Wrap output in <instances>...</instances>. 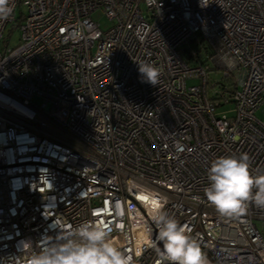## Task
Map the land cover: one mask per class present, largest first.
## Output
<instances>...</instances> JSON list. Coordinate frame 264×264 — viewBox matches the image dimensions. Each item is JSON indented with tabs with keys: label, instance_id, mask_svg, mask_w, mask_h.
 I'll use <instances>...</instances> for the list:
<instances>
[{
	"label": "built area",
	"instance_id": "1",
	"mask_svg": "<svg viewBox=\"0 0 264 264\" xmlns=\"http://www.w3.org/2000/svg\"><path fill=\"white\" fill-rule=\"evenodd\" d=\"M11 2L0 20V264H26L45 237L101 221L132 264H156L147 242L159 228L141 196L166 201L208 264H264V209L223 216L205 196L221 156L246 153L264 173V0ZM203 47L239 74L230 94L213 98ZM143 63L159 69L155 86Z\"/></svg>",
	"mask_w": 264,
	"mask_h": 264
},
{
	"label": "clouds",
	"instance_id": "2",
	"mask_svg": "<svg viewBox=\"0 0 264 264\" xmlns=\"http://www.w3.org/2000/svg\"><path fill=\"white\" fill-rule=\"evenodd\" d=\"M13 12L11 0H0V20H7ZM139 72L143 82L154 86L158 83L160 71L153 65L139 64ZM208 180L206 199L221 215L240 216L250 204L264 209V173L251 171L248 154L215 159L208 170ZM148 204L152 220L159 228L156 240L147 242V247L158 254L156 264H208L199 242L164 211L166 201L152 198ZM111 231L102 221L81 223L55 241L48 242L45 237V244L30 255L26 264H132V256L124 254L111 241ZM160 243L162 249L157 246ZM24 244L31 246L30 242ZM143 250L138 247L135 255L141 256Z\"/></svg>",
	"mask_w": 264,
	"mask_h": 264
},
{
	"label": "rangeland",
	"instance_id": "3",
	"mask_svg": "<svg viewBox=\"0 0 264 264\" xmlns=\"http://www.w3.org/2000/svg\"><path fill=\"white\" fill-rule=\"evenodd\" d=\"M24 8H17L15 11V19H19L21 13H24ZM92 19L99 23L100 27L102 29L107 28L111 22L104 16V14L101 11H96L91 15ZM5 37H7L8 45L10 48H14L18 45L19 40V33L17 28H15V23L9 24L6 28ZM225 68L227 69L226 65H223L222 63L218 61H212L208 60V71H207V78H208V87H210L212 84H221L225 83L226 80H224V72ZM226 74L228 75L226 78L229 82V84H237L240 80L239 74L236 73V71H230L229 69L226 70ZM237 74V75H236ZM197 81H188V84H196ZM215 89L217 86L214 87ZM210 93V92H209ZM32 102L36 105H40L42 102V99L39 97H33ZM232 105H224L222 107H219L217 109V112H225L227 115H231ZM262 106L256 111L255 116L262 120L264 119V113H262ZM257 228L260 230L262 236H264V223L257 221L256 222Z\"/></svg>",
	"mask_w": 264,
	"mask_h": 264
},
{
	"label": "trees",
	"instance_id": "4",
	"mask_svg": "<svg viewBox=\"0 0 264 264\" xmlns=\"http://www.w3.org/2000/svg\"><path fill=\"white\" fill-rule=\"evenodd\" d=\"M199 52H201V54L199 55L200 58H199V61L207 68V71L209 70L208 69V60H209V55L211 54L209 49L208 48H204L203 47V50H200ZM224 80L225 83H221V84H212L210 87L214 89L215 86H217L218 90L217 91L218 93H216L215 95H213V98H216L217 96H219L223 91H226V93L230 94L234 88H235V84L231 83L229 84L226 76H224ZM207 84H208V78H207Z\"/></svg>",
	"mask_w": 264,
	"mask_h": 264
},
{
	"label": "snow or ice",
	"instance_id": "5",
	"mask_svg": "<svg viewBox=\"0 0 264 264\" xmlns=\"http://www.w3.org/2000/svg\"><path fill=\"white\" fill-rule=\"evenodd\" d=\"M141 200L143 201H148V197L147 196H141L139 197ZM152 203L155 205L156 204V201H152Z\"/></svg>",
	"mask_w": 264,
	"mask_h": 264
}]
</instances>
